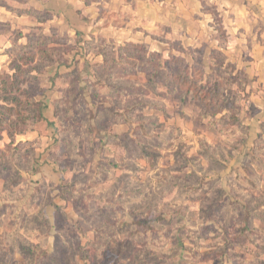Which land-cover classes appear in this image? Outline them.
<instances>
[{
  "label": "rangeland",
  "instance_id": "obj_1",
  "mask_svg": "<svg viewBox=\"0 0 264 264\" xmlns=\"http://www.w3.org/2000/svg\"><path fill=\"white\" fill-rule=\"evenodd\" d=\"M199 32L195 49L172 38L161 52L91 43L86 57L51 46L58 62L82 60L53 92L37 79L50 118L0 148V264H264V126L252 128V80L212 50L205 23ZM152 52L182 57L170 66L187 64L199 84L208 77L217 102L167 73L147 82Z\"/></svg>",
  "mask_w": 264,
  "mask_h": 264
},
{
  "label": "crops",
  "instance_id": "obj_2",
  "mask_svg": "<svg viewBox=\"0 0 264 264\" xmlns=\"http://www.w3.org/2000/svg\"><path fill=\"white\" fill-rule=\"evenodd\" d=\"M203 23L212 30L209 33L212 50L221 52L224 61L231 62L235 71L244 70L252 80L251 124L258 132L264 126V0H0V75L13 58L12 47L26 44L39 31L55 38L48 47L66 43L75 53L88 51L86 57L90 55L89 44L96 42L115 46L143 44L151 51L161 52L170 38L180 44L188 39L187 46L195 49ZM211 23H220L219 28L224 32L222 44L217 45L218 36L213 35L217 30ZM102 59L101 53H97L90 60L95 63ZM71 60L76 63L82 57H71L67 63L56 60L42 68L35 64L36 58L31 73L39 80L46 77L48 84L40 86L46 93L53 92L54 79L79 72L70 66ZM48 99L46 94L42 101L49 110ZM45 110L42 121L50 118ZM35 129L13 137L3 133L0 148L11 140L34 138L38 135Z\"/></svg>",
  "mask_w": 264,
  "mask_h": 264
},
{
  "label": "trees",
  "instance_id": "obj_3",
  "mask_svg": "<svg viewBox=\"0 0 264 264\" xmlns=\"http://www.w3.org/2000/svg\"><path fill=\"white\" fill-rule=\"evenodd\" d=\"M31 37L32 39L26 44L12 47L13 58L9 61L8 68L0 75V139L3 133H6L8 137H13L16 134L28 131L35 122L44 120L43 114L47 105L41 99L35 97V93L41 89L36 84L37 76L31 73V68L35 64L41 65L43 59L47 64L56 61L55 58L49 55L52 50L51 46H47L55 38L45 36L40 31L32 34ZM125 46L131 49H141L142 47L139 44ZM146 54L147 58L142 64L146 69L143 72H146L147 82L154 83L156 79L162 80V73H167L166 76L175 80L179 79L180 82L187 84V92L192 91L194 95H199L201 100H205L206 105L217 102L220 93L213 84H210L208 77L204 83L199 84L196 81L194 82L190 67L187 64L180 68L170 66L169 59L183 62L182 57L170 56L169 59H166L155 52ZM36 58L38 62L34 64ZM105 59L107 60L106 57ZM153 62L157 64L153 65ZM101 63H91L90 66L96 67ZM127 64L133 66V63ZM116 88L121 90L122 85H117ZM86 103L87 105L91 104L89 101ZM103 108L100 107L99 110ZM222 108L223 106L217 107L214 112H220ZM94 115H96V112ZM10 144H13V140L8 142L7 146ZM61 197L63 198V195Z\"/></svg>",
  "mask_w": 264,
  "mask_h": 264
}]
</instances>
